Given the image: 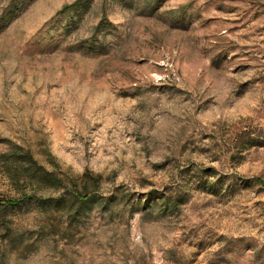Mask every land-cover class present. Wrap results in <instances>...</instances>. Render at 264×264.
Listing matches in <instances>:
<instances>
[{
  "label": "rangeland",
  "instance_id": "1",
  "mask_svg": "<svg viewBox=\"0 0 264 264\" xmlns=\"http://www.w3.org/2000/svg\"><path fill=\"white\" fill-rule=\"evenodd\" d=\"M15 147L111 206L0 213V264H264V0H0L1 203Z\"/></svg>",
  "mask_w": 264,
  "mask_h": 264
},
{
  "label": "trees",
  "instance_id": "2",
  "mask_svg": "<svg viewBox=\"0 0 264 264\" xmlns=\"http://www.w3.org/2000/svg\"><path fill=\"white\" fill-rule=\"evenodd\" d=\"M77 4L78 2H75L71 6ZM68 8L71 7L66 5L62 8V11L65 12ZM11 155L16 156L20 162V166L9 173L11 182L16 185H27L33 190V194L27 195V193H22L20 198H10L4 200L2 203L0 202V213L3 214L2 218H4L8 209L19 206L25 201H33L39 207V212L43 215H49L52 212L61 213L69 225L79 220L80 217L86 216L92 205L96 202L101 203L102 211L109 210L111 201L108 199H97L90 187L99 186L100 176H93L88 172H84L79 177L78 182L71 181V177L66 181L64 177L56 176L53 170H48L39 164L32 154L22 147H15ZM45 189L57 191L59 193L58 197L43 198L38 195L40 190ZM170 205L172 208H175L174 204L165 201V206L169 207Z\"/></svg>",
  "mask_w": 264,
  "mask_h": 264
}]
</instances>
